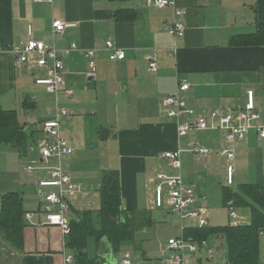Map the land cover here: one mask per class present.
Masks as SVG:
<instances>
[{
    "label": "crops",
    "instance_id": "crops-1",
    "mask_svg": "<svg viewBox=\"0 0 264 264\" xmlns=\"http://www.w3.org/2000/svg\"><path fill=\"white\" fill-rule=\"evenodd\" d=\"M152 1L0 0V108L15 112L28 137L24 156L0 147V200L5 194L17 193L25 214L34 213L29 221L24 214L21 249L0 236V264H62L67 252L65 236L58 227L43 224L42 217L35 214L39 192L54 191L40 189L39 182L48 181L57 166L76 187L69 198L68 221L82 211L98 209L101 177L108 170L118 172L123 209L146 210L152 215L157 209L154 176L159 171L172 172L162 159L167 151H182L180 175L195 189V207L202 209L206 218L203 204L209 197L208 182L223 164L226 176L229 164L219 155L221 149L233 150L231 165L234 177L236 174L241 182L237 186L264 185V140H259L254 130L264 125L259 123L264 109V46L231 45L233 38L254 34L259 25H264V0H168L174 6L162 9L153 7ZM122 8L134 12L133 20L114 21L113 13ZM174 8L183 12L179 18L185 28L183 37L176 40L166 32V26L174 20ZM53 20L74 26L53 35ZM29 39L53 44L59 52L65 84L57 96L35 83L45 77V69L15 65L9 53L12 46ZM106 42L123 50L125 59L110 61ZM72 43L77 49L68 51ZM91 50L95 51L94 70L86 55ZM147 55L156 58L154 74L147 71ZM177 83L189 85L181 94L186 107L193 117L204 116L208 125L218 124L211 113L220 116L242 109L249 90L254 93L260 118L252 122L253 129L244 141L231 146L226 145L221 131H190L178 137L176 122L166 117L162 105L163 98L176 91ZM59 109L70 113L60 121V135L73 153L39 167V149L48 140L39 126L53 119ZM192 144L207 147L210 155L200 158L187 153ZM28 166L33 170L27 171ZM234 181L226 188L232 189ZM235 212L238 216L237 209ZM248 217L250 221L249 211ZM238 218L241 220V216ZM190 228H196L195 224ZM218 239L221 237L207 240L215 254ZM261 239L260 264H264V231ZM215 254L208 260L203 253L191 257L190 264L227 262L216 260ZM96 256L104 264L119 263L104 245L96 248ZM155 259L159 262L161 258ZM152 263V257L145 258L144 264Z\"/></svg>",
    "mask_w": 264,
    "mask_h": 264
},
{
    "label": "built area",
    "instance_id": "built-area-1",
    "mask_svg": "<svg viewBox=\"0 0 264 264\" xmlns=\"http://www.w3.org/2000/svg\"><path fill=\"white\" fill-rule=\"evenodd\" d=\"M41 2L43 0H34ZM151 5L155 8L162 9L168 6H174V3L168 0H154ZM182 11L174 8V20L166 26L167 34L174 40L183 37L184 25L179 18ZM74 25L65 23L60 20H53L51 23V33L53 35L62 34L67 28ZM77 49L76 44L72 43L68 51ZM175 51V46L171 48ZM2 46L0 44V52ZM105 50L109 53L110 61H122L125 59V52L113 46L111 42H106ZM9 53L12 55L15 65L32 64L37 68L45 69V77L36 79L35 83L45 87V91L51 95L57 96L58 91L65 84L64 64L59 59V52L53 44H47L42 41L29 39L19 45H14L10 48ZM86 55L90 58L91 69L94 70L95 51H87ZM147 71L154 74L157 70L156 58L154 55H147ZM189 89L186 83H177L175 92L166 95L162 100V105L169 120H174L177 125V136L184 137L190 131H221L224 133L223 138L226 145L231 146L236 142L245 140L249 131L253 129L252 122L260 118V113L256 108L253 91H247L246 102L242 109L236 112H226L218 116L216 113H211L212 118H218L217 125H208L204 116L193 117V113L186 107L185 100L181 94ZM69 92L66 91L65 96L69 97ZM70 113L65 109L56 111L53 119L40 124L39 131L46 137L47 142L39 149L38 159L36 163L39 167H44L49 160H57L58 162L69 157L73 153V148L60 135V121ZM191 118V121L182 122L183 118ZM259 140H264V125L254 127ZM187 153L193 154L200 158H206L210 155L211 150L205 146L192 144L186 149ZM181 150L167 151L162 154V159L168 162L171 173L159 171L155 174L156 181L154 189V204L157 209H166L171 214H174L180 221L181 226L185 220L195 222L198 229L206 228L207 218L198 207H195L196 193L195 189L187 185L180 175L181 169ZM219 155L223 157L229 164L226 167V185L231 186L234 181V171L231 165L234 159L233 150L230 147L223 148L219 151ZM27 171H32L33 168L28 166ZM40 189H53L50 192H39L40 204L38 212L35 213L41 216L43 224L56 226L61 233L66 236L69 233V221L66 215L69 212V198L76 192L75 185L70 178L65 175L61 168L57 166L50 172L48 181L39 182ZM34 213H26L25 219L31 220ZM230 225L236 227L240 225L239 218L234 209L229 208ZM182 226V235L177 238H171L167 241L168 264H190V258L201 256L205 260L211 259L214 250L210 247L208 241H196L190 236L184 235ZM62 264H76L74 255L67 251L62 258ZM101 264V263H97ZM118 264H133L131 255L126 252L119 260ZM224 264H229L228 262Z\"/></svg>",
    "mask_w": 264,
    "mask_h": 264
},
{
    "label": "trees",
    "instance_id": "trees-1",
    "mask_svg": "<svg viewBox=\"0 0 264 264\" xmlns=\"http://www.w3.org/2000/svg\"><path fill=\"white\" fill-rule=\"evenodd\" d=\"M133 18L134 12L128 9L122 8L113 13L114 21H131ZM231 45L264 46V25H259L254 34L233 38ZM27 144V134L24 126L19 124L15 112L0 108V147H9L24 156ZM98 193L97 210L82 211L69 221V233L65 236L64 245L74 255L76 264H104L100 256L88 258L87 246L90 240L96 248L104 245L116 255L121 248L132 246L136 235L154 224L149 211L123 209L117 171L108 170L102 174ZM221 197L222 206L226 209H248L249 224L236 227L228 224L202 229L188 227L184 229V235L196 241L221 237L229 264H260V239L264 231V185L243 184L235 189L224 187ZM24 214L21 195L12 193L1 197L0 236L15 249H21L23 244Z\"/></svg>",
    "mask_w": 264,
    "mask_h": 264
},
{
    "label": "rangeland",
    "instance_id": "rangeland-1",
    "mask_svg": "<svg viewBox=\"0 0 264 264\" xmlns=\"http://www.w3.org/2000/svg\"><path fill=\"white\" fill-rule=\"evenodd\" d=\"M264 108V107H263ZM262 117L260 124H264V109H262ZM217 174H213V178H210L208 182L209 197L203 206L207 209V225L209 227H223L230 224L229 209L222 206V197L220 196V188L222 186L227 187L225 183V167L222 165V169H218ZM236 172V170H235ZM234 185L232 189L238 184H241L238 176L235 174ZM231 187V186H228ZM238 216H241L239 222L244 224L249 222L248 209L237 210ZM152 218L154 224L151 228L138 233L135 237V242L132 246H125L116 253L115 258L117 262L122 258L124 253L128 252L131 255L133 264H144L145 258L152 257V264H160L161 261L166 263L168 259L167 241L171 238H177L182 235L181 227H193L195 222L185 220L181 226L179 219L174 215L164 210L156 209L152 212ZM262 240V239H261ZM216 254L214 258L221 261H227V252L224 240L218 239L215 243ZM100 247L98 248V250ZM215 251V250H214ZM87 252L89 258H94L96 253V246L92 240L89 241L87 246ZM166 252V253H165ZM156 257L161 258L157 259ZM162 262V264H165Z\"/></svg>",
    "mask_w": 264,
    "mask_h": 264
}]
</instances>
